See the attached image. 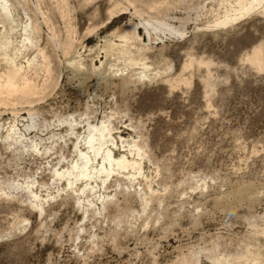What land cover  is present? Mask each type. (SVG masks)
<instances>
[{"label":"rangeland","instance_id":"obj_1","mask_svg":"<svg viewBox=\"0 0 264 264\" xmlns=\"http://www.w3.org/2000/svg\"><path fill=\"white\" fill-rule=\"evenodd\" d=\"M233 1L145 7L156 26L146 32L127 0H7L11 17L0 16V44L11 54L25 28L33 45L20 47L15 61L24 64L38 47L50 74L40 71L41 90L30 103L0 93V264H264V70L239 60L264 42V1L213 26ZM124 25L135 26L128 51L146 62L145 76L120 73L117 52L102 49ZM66 36L72 45L63 50ZM75 55L80 67L66 62ZM197 57L212 60L216 81L207 96L206 72L182 67ZM102 121L115 137L113 153L139 161L142 171L113 172L99 187L93 180L95 193L57 196L67 182L52 185L48 167L59 156L25 151L27 138L44 152L49 144L70 152L87 124ZM11 125L25 133L22 142L4 139ZM132 143L140 156L129 151ZM26 185L42 198L41 209Z\"/></svg>","mask_w":264,"mask_h":264},{"label":"bare ground","instance_id":"obj_2","mask_svg":"<svg viewBox=\"0 0 264 264\" xmlns=\"http://www.w3.org/2000/svg\"><path fill=\"white\" fill-rule=\"evenodd\" d=\"M127 1L133 6L134 12L139 14V16L141 17L142 21L140 23L144 25V29L146 30V32H147V25H150L152 28H156V26H153L150 23L151 18L150 17L148 18L147 16L143 15L145 13L143 8L154 7L157 4L164 2L165 0H146L145 2H143L142 0H127ZM263 1L264 0H234L233 4L228 9H225L221 16H217L216 14V17L213 20V26H224L232 23L233 21L243 17L244 15L249 14L257 5L262 4ZM61 4L63 5L62 2ZM115 7L116 5L114 4L112 8L108 9V14L109 13L112 14L113 8ZM262 9L264 12V7ZM59 15L61 18L65 20L66 13L64 12V9L62 7L61 10L59 11ZM0 16H3L5 18L11 17V12L7 0H0ZM159 23L164 24L163 22H159ZM65 28L66 31L68 32L71 31V28L68 25H66ZM23 32H24L23 38L19 42L13 44V52L11 54H8L4 45L0 44V53L2 54L1 58L6 66L5 71L0 72V93H7L9 95H13L16 99H21V100L24 99V101H26L30 98L32 94L38 93L41 90L42 79L39 76L40 71L41 70L43 71L44 78L49 76L50 71L47 66L45 53L42 49L38 47L36 48L33 55L25 60L24 64H20L15 61L16 54H18V51H20V47L25 46L26 43L32 44V38L30 34L26 32L25 28L23 29ZM114 34L117 40L103 41L102 49L104 51L115 50L117 52V56L119 57V63H117L116 66L118 67L120 73L124 72L127 69H130L132 71H136V74L140 76H145L147 71L146 69L148 67L146 62L134 61V58L130 56V51H128L129 45L134 42L137 36L135 33V26L134 25L121 26L116 30ZM6 43L9 44V42ZM59 45L63 50H67L71 47L72 41L68 36H66L64 40L59 42ZM249 50H250L249 52L242 54L241 55L242 57L239 55L240 56L239 60L243 61L242 63L247 62L246 64L248 66L251 65L254 71L258 73L259 71L263 72L264 42L261 41L260 43L254 44L253 46H251ZM197 58L196 59L186 58L188 60L185 64H183L182 67L189 69L190 67L196 65L198 68L201 67L202 70L206 72V73L203 72L205 75L204 78L202 77L201 78L203 79L202 81L205 86H210V89L209 90L207 89L206 91V96H207L209 95V93H211L214 90L215 81H216V78L213 77L215 75L212 76V73H210L211 70L209 69L212 60L201 59V57H199L200 59ZM66 62L75 67H80L79 55L67 57ZM185 81L186 83L188 82L187 80ZM26 102L30 103V101H26ZM32 114L33 113L28 112V116L30 118L32 117ZM68 121H69L68 124L69 133H73V125L75 124V122L73 119H69ZM28 126H29L28 124H25L23 126L24 130L28 129L27 128ZM24 136L25 133L21 132L20 128L15 127V125H11L9 129H7V132L4 135V139L10 141L20 139L19 141L22 142L23 141L22 138ZM89 136L92 139L91 150L89 151L85 147V149L84 150L81 149V151H85L89 154V157L92 161V166L96 169L97 175H103L107 180L110 174L120 170L133 169L137 172V174L142 171L139 161H136L134 158H128L123 153L117 155L113 153V147H115L117 143L115 137L112 136L110 129L108 128V125L105 122L102 121L100 122L99 125L87 124L86 134L83 136V138H87ZM27 140L29 142L27 145H30L31 147L33 144H36L32 139L30 140V138H27ZM119 140L121 141V143L125 142V140L122 138H119ZM73 144L75 147L76 142ZM128 146L130 147L129 148L130 152H132L133 150L134 152H136L137 155L140 156L141 150L139 147H137L138 146L137 144L132 143L129 144ZM55 169L56 168H54V170ZM102 184H104V182H102ZM29 186L30 185L25 186L26 189L25 193L28 195L29 198H32L35 201H37V203L33 206H36L39 209H41L42 198L39 197V195ZM81 188L95 193V191H93L95 186L93 185L86 186L83 184ZM87 203L91 204L92 202L90 199H87ZM13 210L14 208L11 209V211ZM12 216H13L12 219L18 220L19 224L20 223L22 224V222L25 221L23 217L18 218L17 214H12Z\"/></svg>","mask_w":264,"mask_h":264},{"label":"snow or ice","instance_id":"obj_3","mask_svg":"<svg viewBox=\"0 0 264 264\" xmlns=\"http://www.w3.org/2000/svg\"><path fill=\"white\" fill-rule=\"evenodd\" d=\"M92 139L91 137L82 138L76 142L75 147L69 148L65 145H59V148L49 144V151L44 152L39 145L33 144L31 149H25V151H31L34 156H47L51 159V153L55 152L59 158L60 163H57L55 159L52 160L53 164H56L54 170L49 165L48 170L52 173L51 184L55 185L59 181L64 180L67 182L65 188L63 184H60V191L57 192V196L63 193L65 196H71L75 194L77 197L80 196L82 191L85 189L80 188L81 184L91 186V181L97 182V187L100 186L101 182L106 183V179L103 175H97L96 169L92 166V161L89 154L85 151H81V146L86 147L89 151L91 150ZM67 157V159H65ZM43 166V165H42ZM96 189L94 188L93 191Z\"/></svg>","mask_w":264,"mask_h":264}]
</instances>
